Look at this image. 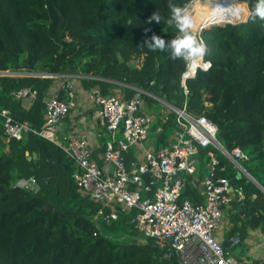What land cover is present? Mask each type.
<instances>
[{
  "label": "trees",
  "instance_id": "trees-1",
  "mask_svg": "<svg viewBox=\"0 0 264 264\" xmlns=\"http://www.w3.org/2000/svg\"><path fill=\"white\" fill-rule=\"evenodd\" d=\"M191 1L0 0V70L90 75L142 87L181 105L185 61L170 59L167 51L149 49L145 41L153 34L166 41L174 36L175 27L165 22L168 6L186 7ZM254 3L240 0L241 13L228 21L236 24L203 28L210 49L205 59L211 65L187 81L186 100L189 111L203 113L215 123L225 149L238 147L246 152L245 168L264 188V20L250 19ZM157 10L165 17L160 24L150 20ZM80 80L98 83L105 94L120 87L108 81ZM52 83L53 78L36 75L0 76V264H177L145 236L132 242L113 239L115 231L139 235L129 223L130 213H121L110 222L96 221V204L80 196L72 160L57 146L30 132L8 144L2 141L1 110L7 109L15 121L38 129L43 98ZM23 87L36 90L28 104L13 96ZM57 95L63 99L61 92ZM146 101L152 105L150 98ZM172 128L171 119L162 123L157 118L152 127L155 144H166ZM30 148L49 163L40 166L28 159ZM221 164L226 167L219 174L242 187L245 198L228 210L232 226L223 238H216L241 261L248 250L245 239L249 231L264 235V192L246 176L236 175L223 157ZM51 165L59 171H51ZM206 165L202 155L199 178ZM29 177L35 178L36 190L16 185ZM181 196L194 203L203 201L198 184L190 177ZM235 234L239 240L233 244ZM251 262L264 264V259Z\"/></svg>",
  "mask_w": 264,
  "mask_h": 264
},
{
  "label": "built area",
  "instance_id": "built-area-1",
  "mask_svg": "<svg viewBox=\"0 0 264 264\" xmlns=\"http://www.w3.org/2000/svg\"><path fill=\"white\" fill-rule=\"evenodd\" d=\"M197 32L203 38L201 28ZM191 64V61L185 62L180 77L184 95L181 105L166 101L153 91L122 82L115 83L125 91L102 94L94 90L91 93L99 106L98 119L103 129L97 134L104 137L101 166L92 159V150L83 138L63 136L58 125L75 106L71 77L102 78L0 70V76L62 78L57 88L63 96L60 99L54 92L46 93L38 129L27 122L15 121L7 109H2V141L8 144L30 132L57 146L72 160L74 183L80 196L96 204V221L110 222L117 220L121 213L129 212L133 229L162 249L165 258H175L177 264H252L246 259L239 261L216 238L224 212L245 198L242 187L219 174L226 167L221 164V157L240 176L248 172L241 161H247L249 156L238 147L231 151L225 149L217 138L215 123L205 114L187 109V81L194 78L198 70H208L211 65L205 57L194 69ZM13 96L31 101L36 97V90L23 87L13 92ZM146 97L161 102L164 108L148 105ZM157 118L162 123L172 120L173 128L164 145H156L149 139L155 132L152 127ZM202 155L207 159V170L199 178L197 172ZM188 177L198 184L203 196L201 203L181 196ZM16 185L38 188L34 177L21 178ZM231 240L235 243L238 238Z\"/></svg>",
  "mask_w": 264,
  "mask_h": 264
},
{
  "label": "crops",
  "instance_id": "crops-1",
  "mask_svg": "<svg viewBox=\"0 0 264 264\" xmlns=\"http://www.w3.org/2000/svg\"><path fill=\"white\" fill-rule=\"evenodd\" d=\"M61 79L58 77L53 79V83L48 90L49 93L54 92L57 94V92H59L57 86L62 81ZM71 80L75 87V106L69 111L68 115L64 117L63 120L59 123L58 130L63 136H78L83 138L88 143L89 147L92 150V154H91L92 159L98 165L101 166L103 164L101 154L103 151L102 143L104 141V137L103 136L98 137L97 134L103 132V129L98 119L99 106L93 100L91 93L94 90H99L102 94L105 93L103 92L101 86L98 83L90 84L89 82H84L83 80H80L75 77H71ZM95 80L106 81L107 79L104 80L102 78ZM108 82L117 84L115 83V81H108ZM114 90H119V89H117V87L110 88L107 91V93H112ZM119 91L122 92V90ZM23 102L28 104L29 100L26 98L23 99ZM154 134L155 132L152 133V135ZM230 208H228L227 210H229ZM230 224L232 226L231 222ZM231 226L228 227L226 226V224L222 223L220 228L217 230L216 233L217 238L220 239L223 238V234L226 231H228L231 228ZM233 237L238 238V235L235 234L231 238ZM245 243L248 245V250L245 254H243L240 257L242 260L246 259L251 261L252 259H256V258L264 259V235L261 232H259L258 230L249 231V235L245 239Z\"/></svg>",
  "mask_w": 264,
  "mask_h": 264
},
{
  "label": "clouds",
  "instance_id": "clouds-1",
  "mask_svg": "<svg viewBox=\"0 0 264 264\" xmlns=\"http://www.w3.org/2000/svg\"><path fill=\"white\" fill-rule=\"evenodd\" d=\"M169 17L165 22L174 26L176 34L167 41L162 36L153 34L150 40L145 41V45L152 50L161 52L167 51L169 58L181 59L185 62H195L201 60L209 54V46L198 34L191 13L186 8L177 4H169ZM249 17L252 20L259 18L264 20V0H255L250 10ZM160 12H153L151 21L160 24L164 20Z\"/></svg>",
  "mask_w": 264,
  "mask_h": 264
},
{
  "label": "rangeland",
  "instance_id": "rangeland-1",
  "mask_svg": "<svg viewBox=\"0 0 264 264\" xmlns=\"http://www.w3.org/2000/svg\"><path fill=\"white\" fill-rule=\"evenodd\" d=\"M238 3L240 4V0L238 1ZM195 5L193 4V2L191 1L185 8H186V11H188L189 13H191V15H192V17H193V20H194V24H195V18H194V16H195V14L198 16V18L200 19L199 20V23H197L196 25H195V29L196 30H198V29H200V27L201 26H205V27H208V26H211V25H205V24H202V22L204 21V20H208V18H204L205 17V12L204 11H199L198 13H196V11H195V9H196V7H194ZM246 8H247V5H246ZM246 12H247V10H246ZM241 13V5H240V10H239V12H238V14L233 18V19H228V20H225V21H223V22H219V23H229V24H236V23H231V22H228V21H232V20H234L239 14ZM249 15V14H248ZM247 18H248V16H247ZM247 18H246V20H244L243 22H246L247 21ZM237 22H239V23H241L240 21H242V20H240V18H238L237 20H236ZM200 24V25H199ZM199 25V26H198ZM199 27V28H198ZM136 62L137 63H139L140 62V59H138V60H136ZM135 62V63H136ZM10 71V70H9ZM15 72H17V71H15ZM22 72H26L25 70L24 71H22ZM117 89H119V90H122L121 88H117ZM147 102V101H146ZM173 102H175V101H173ZM148 104V103H147ZM149 105V104H148ZM152 106L153 107H155L156 109H158V107H163L164 108V106L165 105H163V104H161V102H159V101H157V100H155V101H152ZM152 138H153V135L151 134L150 136H149V139L150 140H152ZM153 141V140H152ZM26 155H27V158L28 159H33L34 160V162L35 163H39V165L40 166H45L47 163H49L48 162V160L44 157V156H42V155H40V154H36V152H35V150H33L32 148H30V150L29 151H27L26 152ZM33 155H35V157L33 158ZM241 164H242V166L245 168V162H243V161H241ZM49 169L51 170V171H56V172H58L59 171V168L58 167H56V166H50L49 167ZM246 169V168H245ZM237 172V171H236ZM237 175H238V172H237ZM241 175H243V176H246L245 175V173H242ZM240 175V176H241ZM81 204H83L84 205V201H82L81 200ZM225 215H224V218H223V224H226V226H228V227H230L231 226V224H230V222H229V211L228 210H226L225 212ZM111 236H112V238L113 239H115V240H118V241H122V242H132V241H142V240H144V237L143 236H141V235H138V236H133V235H130V234H127V233H124V232H122V231H115L114 233H112L111 234ZM257 241V240H256Z\"/></svg>",
  "mask_w": 264,
  "mask_h": 264
},
{
  "label": "bare ground",
  "instance_id": "bare-ground-1",
  "mask_svg": "<svg viewBox=\"0 0 264 264\" xmlns=\"http://www.w3.org/2000/svg\"><path fill=\"white\" fill-rule=\"evenodd\" d=\"M238 1L239 0H192L195 5L194 7H196V13L199 11H204L206 13L204 18H208V20L202 22V24L205 25L212 22H223L228 19H233L240 10ZM194 18L196 25L199 23L200 19L196 14ZM198 63L199 60L192 62L191 69H194Z\"/></svg>",
  "mask_w": 264,
  "mask_h": 264
},
{
  "label": "water",
  "instance_id": "water-1",
  "mask_svg": "<svg viewBox=\"0 0 264 264\" xmlns=\"http://www.w3.org/2000/svg\"><path fill=\"white\" fill-rule=\"evenodd\" d=\"M219 22H212V23H209L208 25H213V24H218ZM205 26L203 25V26H201L200 28H201V31L203 30V28H204ZM162 98L164 99V100H166L167 101V98H166V95H162ZM28 125L29 126H31V124L30 123H28ZM57 149H59V148H57ZM44 152H45V150H44ZM33 157H35V155H33ZM245 175H246V177L251 181V182H253L257 187H259L263 192H264V188H263V186H261L259 183H258V181L249 173V172H246L245 173ZM234 180H232V182H233Z\"/></svg>",
  "mask_w": 264,
  "mask_h": 264
}]
</instances>
